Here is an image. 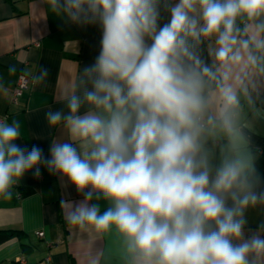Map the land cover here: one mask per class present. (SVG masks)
Returning <instances> with one entry per match:
<instances>
[{
    "label": "clouds",
    "instance_id": "clouds-1",
    "mask_svg": "<svg viewBox=\"0 0 264 264\" xmlns=\"http://www.w3.org/2000/svg\"><path fill=\"white\" fill-rule=\"evenodd\" d=\"M41 3L98 26L99 52L45 112L64 131L47 155L0 120V198L43 167L81 197L60 201L67 224L108 238L103 264H264V222L246 227L264 210V0Z\"/></svg>",
    "mask_w": 264,
    "mask_h": 264
},
{
    "label": "crops",
    "instance_id": "crops-1",
    "mask_svg": "<svg viewBox=\"0 0 264 264\" xmlns=\"http://www.w3.org/2000/svg\"><path fill=\"white\" fill-rule=\"evenodd\" d=\"M45 7L41 0H0V82L7 89L6 94L0 92V120H19L24 136L17 143H37L47 155L51 141L62 137L64 131L50 130L44 114L62 107L61 95L71 90L79 67L92 63L98 54L101 33L98 26L66 23ZM211 46V42L203 46L206 58ZM10 64L17 66L15 75L8 74ZM41 66L49 69V77L34 84L32 76ZM20 71L31 81L23 97L13 101L12 90ZM253 139L261 153L264 125ZM42 173L39 179L27 174L14 186L11 200L0 198V229L21 230L25 243L22 246L16 237L1 242L0 264H18V258H24L26 264H92L93 260L103 264L101 255L108 238L71 228L60 205L62 199L81 197L46 168L42 167ZM246 215L247 228L255 230L264 222V210L250 209ZM39 230L43 237L37 236Z\"/></svg>",
    "mask_w": 264,
    "mask_h": 264
},
{
    "label": "built area",
    "instance_id": "built-area-1",
    "mask_svg": "<svg viewBox=\"0 0 264 264\" xmlns=\"http://www.w3.org/2000/svg\"><path fill=\"white\" fill-rule=\"evenodd\" d=\"M31 78L27 74L20 71L17 75L15 85L12 90V100L17 101L19 98L23 97L24 93L28 90ZM37 236L43 237V231L39 230L36 232ZM50 245V243H48ZM18 264H26L24 258H18Z\"/></svg>",
    "mask_w": 264,
    "mask_h": 264
},
{
    "label": "trees",
    "instance_id": "trees-1",
    "mask_svg": "<svg viewBox=\"0 0 264 264\" xmlns=\"http://www.w3.org/2000/svg\"><path fill=\"white\" fill-rule=\"evenodd\" d=\"M258 169L261 174L264 175V147L262 148L261 153L259 155ZM11 237L18 238L21 241V245L25 246V243L23 242L24 234L21 230L12 228L0 229V243Z\"/></svg>",
    "mask_w": 264,
    "mask_h": 264
}]
</instances>
